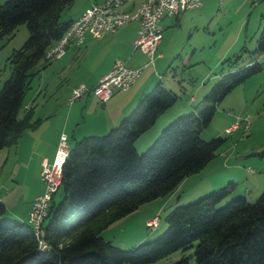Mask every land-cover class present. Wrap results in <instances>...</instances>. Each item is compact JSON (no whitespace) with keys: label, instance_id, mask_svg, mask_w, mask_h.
Segmentation results:
<instances>
[{"label":"trees","instance_id":"obj_1","mask_svg":"<svg viewBox=\"0 0 264 264\" xmlns=\"http://www.w3.org/2000/svg\"><path fill=\"white\" fill-rule=\"evenodd\" d=\"M71 2L4 0L0 4V38L13 34L20 24L27 30L22 44L6 57L9 74L0 85V149L15 145L25 130L40 123L32 107H23V96L37 74V64L49 61L45 49L70 23L60 21L59 15ZM245 52L252 57L264 52V26L253 50L241 46L221 66L235 69ZM249 63L215 80L193 111L164 126L142 153H137L135 141L177 99L159 80L104 134L74 140L61 162L60 185L41 225L45 248L38 246L26 221L2 216L5 208L0 201V264H148L187 249H192L195 264H264V186L252 201L241 195L225 200L233 189L229 181L192 202L174 205L164 215L166 226L159 236L128 249L100 235L143 203L167 195L216 155L225 138L203 140L200 133L224 96L261 70L257 62ZM255 154L264 156V144ZM189 257L170 264H189Z\"/></svg>","mask_w":264,"mask_h":264},{"label":"rangeland","instance_id":"obj_2","mask_svg":"<svg viewBox=\"0 0 264 264\" xmlns=\"http://www.w3.org/2000/svg\"><path fill=\"white\" fill-rule=\"evenodd\" d=\"M3 1L0 0V4ZM212 1L216 3V6L213 8L204 11H186L180 15L178 22L173 21L172 24L163 26L161 32L162 43L155 52L153 65H147L146 71H153L154 69V71L156 70V72L160 73L163 77V85H172V92L177 95V99L168 108L167 112H165L168 113L165 115L169 116L164 119L162 127L152 135V139L150 138L147 145L145 143L140 145L141 140H137L135 148L137 153H142L154 141L164 126L174 118L193 111V106L201 99L202 95H199L200 97L194 102L190 100V97L193 96L194 91L206 88H200L203 86L202 83H208V81L202 82L201 80L205 70H208L216 63V68L212 71V75H217L218 79L225 74L234 72L238 68L251 64L249 61L257 62L261 66V70L243 83L237 85L224 96L221 102L217 104L210 122L200 133V137L203 140H208L216 136L225 138L221 146L216 150V155L209 161L211 163L210 165L223 167L226 161L228 163H234L238 162V159H244H240L239 156L246 150L248 154L253 153V155H249L240 161H245L248 165L238 163L242 171L236 172L235 175L237 180L240 181L235 182L234 188L225 199L229 200L241 195L245 196L247 200L252 201L263 188L258 193H255L253 190L261 182V178L256 180V177H263L264 175V170L260 169L262 162L264 163V156L260 157L255 154L264 144V52L253 55V57L248 52L243 53L235 69L221 66L220 62L226 57L238 53L241 46H245L248 51L253 50L258 31L264 26V16L261 18L259 15L256 16L257 11L254 10L256 4H251V0H243L244 6L241 8L239 5L226 7L218 4L219 2L217 0ZM261 3H264V0H260L257 4ZM67 9L65 8L64 11ZM71 9H73V6ZM61 19L62 16L59 17L60 21ZM26 36L27 30L25 25L20 24L13 30V34L0 38V85L9 74L6 57L12 49H16L22 44ZM101 39V36H93L89 44H94L88 49V54L84 57L82 55L72 58V65L64 70H59L56 65H53L54 61H51L48 65L43 61L37 64V72L39 70L43 72L41 75L44 82V87H41L43 91L37 96H34L35 93L33 90L38 80V77L35 76L30 83V91L32 92L28 91L23 99V103H26L33 96L35 97L30 103L34 109V117H37L40 113L45 114L50 112L55 107L57 100L59 101L62 98L63 91L66 88L65 81L68 78L71 80L81 75H88L94 70L104 54L107 51H111V42L107 44L102 42L99 47L100 49H98L97 45L100 44L99 40ZM157 54H161L160 56L162 57L160 58ZM186 57L189 59L184 64L182 60L186 59ZM145 61L148 62L147 55L145 56ZM39 64L46 66L42 69ZM172 71L176 74L174 76V83L169 78L172 75ZM165 74L167 78H164ZM211 83H208L209 87L205 89L206 91L210 88ZM21 113L22 108L19 111V115ZM245 117L249 122L247 128H244L243 122L241 121L237 129L229 133L225 132V128L230 126L236 118L242 119ZM41 121H43V118H41ZM158 121L152 126L150 131H153L155 129L154 127L156 129L157 127L159 128V123L161 124L162 120ZM54 122L55 120H51L50 123L53 125ZM47 125L44 127L46 128ZM8 150L9 148H5V155H2V152L0 153V187L2 188V192L4 190H7L6 193L8 192L4 199L6 201L4 204L7 208L2 215L5 218H11L10 209L18 210L20 207H24L27 201L26 198L29 193L34 191L35 186L32 183V175L34 174L33 159L27 161V155L13 159L12 155L8 154ZM228 157L230 161L226 159ZM247 168H252L254 175L246 174L247 172L245 171H247ZM212 169V166H208L200 170L201 172H197V174L189 175L191 178L181 187V201L176 203V205L187 204L212 190L226 185L228 179H225L223 183H219V181L215 182L217 178H211L212 174L208 173ZM244 177L247 179H244ZM211 184H213V187L209 188ZM59 194H61V190L56 193V200H58ZM163 197L153 199L155 201L153 203L158 204ZM150 205L152 204L140 205L135 211L116 220L103 229L100 235L104 239L109 240L113 245L122 249H128L140 242L156 238L163 232L166 226L164 215L168 211L161 212L159 210V212L157 210L147 216L148 210L151 209ZM156 215H158L157 226L152 229L146 227V220ZM191 253L192 249H187L182 252L176 250L148 264H170L181 256H190L188 258L189 264H195Z\"/></svg>","mask_w":264,"mask_h":264},{"label":"crops","instance_id":"obj_3","mask_svg":"<svg viewBox=\"0 0 264 264\" xmlns=\"http://www.w3.org/2000/svg\"><path fill=\"white\" fill-rule=\"evenodd\" d=\"M104 0H72V2L65 8H68L66 11L65 8H63L60 12V16H62L61 21H68V20H73L76 19L84 9L89 7L92 3H100L103 2ZM254 1V2H253ZM136 1H133L132 3L124 5L125 10H130V8L133 6V4ZM218 4L224 5L226 7H231L235 5H239V7L244 6L243 0H222L218 1ZM252 2L256 4L254 10L257 11L256 16L263 17L264 16V3L257 4L259 1L257 0H251ZM73 6V9H71ZM214 6H216V3L212 0H203L201 5L199 7L189 9L187 11L191 10H200L204 11L206 9H211ZM65 12V13H64ZM186 12V11H184ZM183 12V13H184ZM180 13L176 17H164L162 18L160 24L162 26H168L173 23V21L178 22L180 15L183 14ZM261 23V21H260ZM136 29H137V23L136 22H131L126 25H123L122 27L118 28L115 32L113 33H100V32H94V31H89L87 32L83 40L80 44L75 45L73 43L69 44L66 48L65 53L58 59L56 60H50L46 62V64H50L51 61H54L53 65H56V67L59 70H64L67 67H70L72 64L71 59L76 58L78 56L83 57L88 54V49L91 48V46L94 43H90L91 39L93 36L99 37L101 36L102 39L99 40L100 44L97 45L98 49L101 46L102 42L110 43L111 44V51L106 52L104 56L101 58V60L98 62L94 70L90 72L88 75H81L80 77L72 78L67 81H65L66 88L63 91V95L61 100H57L55 103V107L52 108L50 112L39 114L37 118H40V123L35 129L32 130H25L21 136L19 137L18 141L16 142L15 145L8 147V154L12 155L13 159H18L20 156L24 157L26 156L27 161H31L33 159L32 165H33V182L35 184L34 186V191L29 193L28 197L26 198V204L24 207H20V209H10V217L12 219L18 220V221H26L27 218V212L30 208V204L32 199L40 194L43 190V184L42 181L40 180L39 177V171L41 169V163L45 161L46 163H51L53 159L55 158L56 155V150H57V144L59 142V137L61 134L65 135V144H66V150L68 147L74 142V140L85 136V135H92V134H100L106 132L108 129L111 127L115 126L122 117L127 115L129 111L133 108L135 105L136 101L138 98L148 91L153 84L156 81H160L161 85L165 87L166 89H169L172 91V85L167 84L163 85L162 79L163 77L161 76L160 73L154 71H146L147 68V62L145 61V54L142 53L141 51L137 49H133L132 46V41L136 35ZM162 43V37L159 40V43L156 47V50L158 46ZM89 45V47H87ZM156 52V51H155ZM161 55V54H160ZM98 56V55H95ZM162 56H160L161 58ZM120 59L123 60L127 66L133 67V68H141L140 74L138 77L135 79L133 84L125 91H114L112 95L103 103L99 102L94 95L91 93H85L83 94L80 98L77 100L73 101L71 104H67V99L70 95L71 89L79 84L83 83L86 86H92L94 85L98 78L107 72L113 63L114 60ZM188 57L186 59L182 60V63H187ZM40 65V64H39ZM46 65L41 64L40 67L43 69ZM216 68V63L210 67L208 70H205L203 72V76L201 77L202 82L208 81L210 84L211 81L212 83L217 79V75H212V71ZM35 76L38 77L37 84L34 87V96H37L40 94L43 90L42 88L44 87V82L41 77L42 73L40 70L37 72ZM175 72L172 71L171 78L172 83H174L175 79ZM34 76V77H35ZM167 75H164V78ZM4 77V76H3ZM33 77V78H34ZM32 78V79H33ZM32 81V80H31ZM31 83V82H30ZM203 84L200 88L207 89L209 87V84ZM211 83V84H212ZM42 87V88H41ZM205 89H196L197 91L193 92V96L190 97V100L192 102L196 101L200 96L205 93ZM31 90V85L29 86V89L25 92V94ZM32 92V91H30ZM24 94V96H25ZM23 96V99H24ZM32 97L31 100H27L26 103H23V107H32L31 106V101L34 100L35 97ZM168 110V109H167ZM167 110L165 112H167ZM163 112L155 121V123L158 120H162L161 124L159 123V128L154 127L155 129L153 131L144 132L137 140H141V144L147 143L150 141V138L152 139V135L156 133L161 127L162 123H164V119L168 117L169 115H165L168 113ZM34 113V109H33ZM41 118H43V121H41ZM163 118V119H160ZM51 120H55L54 124L52 125ZM159 122V121H158ZM154 123V124H155ZM47 125L45 128L44 126ZM242 124V123H241ZM161 125V126H160ZM44 127V128H43ZM228 127V126H227ZM239 127V124L235 129ZM247 128V127H246ZM148 132V133H147ZM151 132V133H150ZM142 138V139H141ZM136 140V141H137ZM135 141V143H136ZM5 148L0 149V153L2 152V155H5ZM252 152V151H251ZM245 153V154H243ZM239 157L241 158H246L249 155L247 150L243 152ZM233 154V153H232ZM1 155V156H2ZM3 157V156H2ZM5 157V156H4ZM227 160L230 161V158H226ZM241 159V160H244ZM241 160H237L238 162H230L228 163L226 161V164L221 167L213 166L210 165L211 163L208 162L201 170L208 166H212L213 169L210 171L208 174H212L211 178H217L215 179V182L223 183L225 179H228L227 181L233 183V188L235 186L237 180L235 173L236 172H241V166L240 164L243 165H248L247 162H240ZM211 161V160H210ZM225 161V160H224ZM240 163V164H238ZM260 169L264 170V163L262 162ZM246 174H253V169L252 168H247ZM201 172V171H199ZM216 172V173H215ZM197 174V173H195ZM198 176V175H194ZM191 176H187L183 178L179 184L167 195H165L163 198L160 199L159 203H153L155 201L151 200L149 202L143 203L144 204H152L151 209L148 210L147 216L151 215L155 211H168L170 208H172L176 203L180 202V192H181V187L186 184L188 180H190ZM210 178V176H209ZM261 178V182H259L256 186L255 189L253 188L255 193H258L259 190L263 187L264 185V175L263 177L257 176L256 180ZM244 179H247L244 177ZM213 184L209 186V188L213 187ZM0 187V200L4 205V208L6 209L7 207L5 206L4 203L6 201L4 200L5 197L7 196L8 192L6 193L7 190H4L3 192L1 191ZM6 194V195H5ZM55 198V195H54ZM155 200V199H154ZM152 202V203H151ZM159 211V212H160ZM164 212V213H165ZM146 216V217H147ZM107 240V239H106Z\"/></svg>","mask_w":264,"mask_h":264},{"label":"built area","instance_id":"obj_4","mask_svg":"<svg viewBox=\"0 0 264 264\" xmlns=\"http://www.w3.org/2000/svg\"><path fill=\"white\" fill-rule=\"evenodd\" d=\"M136 1L130 10L123 7ZM203 0H104L100 3H92L82 13L70 21L62 35L49 45L44 52L47 60H56L66 51L69 44L78 45L82 42L84 33L94 31L100 33H113L118 28L131 22L137 23L136 35L132 41L133 49H137L148 56L147 65H153L156 47L161 38L164 17H176L180 13L199 7ZM222 1V0H217ZM160 56V54H157ZM141 68H133L126 65L123 60L116 59L109 70L102 74L92 86L83 83L75 85L67 99V104L80 98L85 93H91L103 103L114 91H125L140 74ZM243 122L244 128L248 127L247 118H236L225 128V132L233 131L239 122ZM65 135L59 137L55 158L51 163L43 161L39 171V177L43 184V190L36 195L27 212L26 222L31 226L37 244L45 248L46 243L41 237V225L47 214L49 201L57 190L61 180L60 165L66 153L64 143ZM158 216L146 220L145 226L152 229L157 226Z\"/></svg>","mask_w":264,"mask_h":264}]
</instances>
